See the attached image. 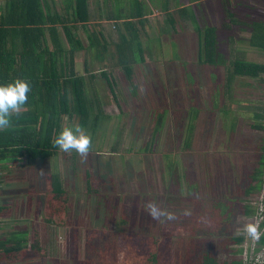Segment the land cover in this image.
I'll return each mask as SVG.
<instances>
[{
    "label": "rangeland",
    "instance_id": "obj_1",
    "mask_svg": "<svg viewBox=\"0 0 264 264\" xmlns=\"http://www.w3.org/2000/svg\"><path fill=\"white\" fill-rule=\"evenodd\" d=\"M57 1L62 8L63 0ZM139 1L150 24L146 34L142 32L143 60H132L134 70L127 79L118 65L116 44L119 29L124 31L121 25L130 20L133 0H88L92 14L88 30L99 36L101 31L108 42L104 57H98L99 45L91 47L82 28L75 31L85 45L75 54V68L87 78L93 106L88 125L82 127L91 137L89 151L81 155L59 149L46 159L15 163L17 194H11L10 215H4L16 217L15 231L27 232L29 242L39 231L46 257L29 252L11 264H146L157 245V264H190V252L210 254L218 264L237 258L258 261L260 255L264 263V247L253 253L264 232L263 218L246 215L248 201L243 199L249 184H255L245 176L258 168L264 142V131L254 127L264 125V119L256 117L264 115V91L259 79L237 75L228 80L237 56L264 63V52L248 42L250 23L264 21V0L168 1L173 12L177 2L193 6L201 28L218 29L220 55L213 65L199 60L196 26L188 17L175 13L171 22L162 8L165 0ZM109 13L121 17L119 26L107 18ZM138 27L143 31L142 25ZM134 49L141 58L137 46ZM74 125L67 121L64 128ZM172 165L180 175L176 189L182 196L196 184L194 194L213 196L212 210L228 206L229 234L216 236L219 219L202 231L201 218L188 200L166 203V190L173 187ZM89 170L98 193L88 191ZM55 173L61 175L71 200L70 223L63 227L44 221L47 178ZM249 199L250 207H260L264 189ZM152 206L158 215L152 214ZM207 215L203 214L205 222ZM249 224L256 226L257 237L247 231ZM240 235L245 242L234 243L232 237ZM240 249L242 254L236 252Z\"/></svg>",
    "mask_w": 264,
    "mask_h": 264
},
{
    "label": "trees",
    "instance_id": "obj_2",
    "mask_svg": "<svg viewBox=\"0 0 264 264\" xmlns=\"http://www.w3.org/2000/svg\"><path fill=\"white\" fill-rule=\"evenodd\" d=\"M189 12V8L184 7L175 12H168L167 16L173 22L175 13L178 17L184 18ZM129 16L130 20L124 21L121 25L124 26V31L121 32L119 29L120 42L116 44L119 54L118 65L125 71L127 79L131 78L134 70L132 60H143L142 32L146 34V25L150 24L139 0H133ZM107 18L115 22V25L121 19L118 14L114 13H109ZM192 18L198 36L199 60L202 63L213 65L220 55L218 29L209 26L201 28L199 24H196V16ZM91 20L92 14L88 0H63L62 8L57 0H4L3 4L0 3V83L12 82L17 78H27L31 84L28 101L21 107L19 113L11 114L10 126L0 130V167L2 170H8L11 173L19 162L29 163L54 156L60 149L55 144V139L64 129L67 121H73L81 127L88 125L89 118L93 114V106L87 92V78L75 68V54L77 51L84 50L85 45L75 31L78 33L82 28L86 31L91 47L99 45L101 51L98 57L103 58L108 49V42L101 31L99 36L88 30ZM138 24L142 25L143 31H140ZM250 27L252 30L248 40L250 46L264 52V21H253ZM62 33L65 39L61 36ZM134 45L137 46L141 58L137 55ZM234 60L231 68L228 69V80L237 75L259 79V84L262 85L264 91V63L247 61L238 56ZM86 69L88 70L87 63ZM103 76L108 77L106 71ZM261 109L264 112V106ZM101 113L99 110V114L95 115L96 124H98V116ZM256 117L260 120L264 119L261 113L256 114ZM162 119V115L158 116L157 128L161 125ZM230 127L234 128L233 125ZM254 127L264 131L262 123L254 124ZM186 143L189 146L190 137L187 138ZM258 164V168L248 171L245 176L247 182L250 179L255 184L250 183L246 189V196L243 199L248 203H244V213L248 216H262L263 221L260 223V228L264 229V201L256 209L249 206L250 195L264 189V142ZM173 169L174 165L171 166L170 172L173 187L166 190V203L174 204L176 201L188 200L189 205L195 206L193 210L196 211L195 216L201 218L199 226L203 229L202 231L209 230L210 224L216 223L219 219L221 226L216 236L229 234L227 227L230 225L228 221L231 212L228 211V206L226 205L228 210L223 206L224 204L219 206V210H212L213 196L203 197L194 194L196 184L189 185L185 190V196H182L180 190L176 189V186L181 184L180 175ZM4 177L7 178L8 175L0 176V178ZM94 182L93 171L89 170V193H98ZM46 187L44 221L59 227L68 226L71 200L61 175L59 173L50 175L47 178ZM223 198L220 200H230ZM222 201L220 202L223 203ZM253 202L251 204H254ZM187 205L184 203V208L188 209ZM203 214H208L206 222ZM173 221L183 222L176 219ZM22 235L24 234L18 233L17 237L11 240L12 245L9 251L12 260L20 261L29 256V252H34L40 259L46 257V248L40 245L39 231L35 232V237L30 244ZM208 235L212 237L211 232ZM232 240L234 243L242 244L245 242V237L233 236ZM258 245V248H253V253L264 247V232L260 236ZM158 246L155 247L146 264L158 263L157 256L160 255ZM236 252L242 254L243 250ZM189 258L191 259L190 264H218L215 257L205 252L199 256L195 252H190ZM250 259L251 261H244L242 258H237L225 264H264L255 258Z\"/></svg>",
    "mask_w": 264,
    "mask_h": 264
},
{
    "label": "clouds",
    "instance_id": "obj_3",
    "mask_svg": "<svg viewBox=\"0 0 264 264\" xmlns=\"http://www.w3.org/2000/svg\"><path fill=\"white\" fill-rule=\"evenodd\" d=\"M31 90L27 78H17L12 82L0 83V130L11 124V114L19 113L21 107L28 101ZM91 137L80 125L64 128L55 139V144L63 151L75 150L81 155L89 151ZM152 214L158 215V210L152 206ZM247 231L257 237V228L253 224L247 225Z\"/></svg>",
    "mask_w": 264,
    "mask_h": 264
},
{
    "label": "crops",
    "instance_id": "obj_4",
    "mask_svg": "<svg viewBox=\"0 0 264 264\" xmlns=\"http://www.w3.org/2000/svg\"><path fill=\"white\" fill-rule=\"evenodd\" d=\"M169 0H165V3L162 5V8H164L166 10V8H168V10H166V12H173L171 11L172 9V5H169ZM193 1H197V0H193ZM4 0H1L0 3L3 4ZM199 1L196 2V4H198ZM173 7H175V9H179V8H184L181 7L178 2L177 4H175ZM188 7L190 12L187 14L186 18L188 17L189 20L191 21V23L195 24L194 20H193V16H196L195 13V9L193 6H185ZM197 18V17H196ZM187 20V19H186ZM198 24V21L197 23ZM209 27H214V26H209ZM4 170V171H3ZM2 167H0V176L2 174L8 175L7 178H0V264H11L15 261H13L11 258V252L9 251L12 243L11 240L13 241L14 238L17 237L18 232L21 231H15L16 230V217H8L6 218V216L4 215V213H11L10 210L12 209V202H10L11 198H12V193L14 190V172L12 171L11 173L8 170L3 169ZM17 191L15 189V192L13 193L14 196H16ZM9 195V196H8ZM11 195V196H10ZM16 198V197H15ZM10 215V214H9ZM12 215V214H11ZM24 233L25 238L28 240V234L27 232H22ZM4 242V243H3ZM6 242L8 244H6ZM31 243V240L30 242ZM28 243V244H29Z\"/></svg>",
    "mask_w": 264,
    "mask_h": 264
},
{
    "label": "built area",
    "instance_id": "obj_5",
    "mask_svg": "<svg viewBox=\"0 0 264 264\" xmlns=\"http://www.w3.org/2000/svg\"><path fill=\"white\" fill-rule=\"evenodd\" d=\"M258 258H260V260L258 259L259 261H261V260H262V256H261V255H260V256H258ZM256 260H257V259H256Z\"/></svg>",
    "mask_w": 264,
    "mask_h": 264
}]
</instances>
